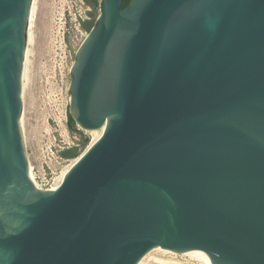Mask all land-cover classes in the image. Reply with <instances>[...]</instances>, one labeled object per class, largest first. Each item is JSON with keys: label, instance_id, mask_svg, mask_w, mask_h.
Segmentation results:
<instances>
[{"label": "water", "instance_id": "95a60500", "mask_svg": "<svg viewBox=\"0 0 264 264\" xmlns=\"http://www.w3.org/2000/svg\"><path fill=\"white\" fill-rule=\"evenodd\" d=\"M32 2L0 0V264H138L156 248L264 264V0L94 3L69 115L104 128L60 152L78 160L53 190L29 178L22 127Z\"/></svg>", "mask_w": 264, "mask_h": 264}, {"label": "rangeland", "instance_id": "374dc122", "mask_svg": "<svg viewBox=\"0 0 264 264\" xmlns=\"http://www.w3.org/2000/svg\"><path fill=\"white\" fill-rule=\"evenodd\" d=\"M100 1L96 15L100 13ZM33 6L22 75V127L34 182L41 189H52L61 173L76 160L63 159L60 152L82 147L85 137L88 142L81 148L82 154L95 136L76 124V133H71L67 126L70 68L86 37L79 19L87 18L91 8L84 0H34ZM141 264L204 263L186 254L153 250Z\"/></svg>", "mask_w": 264, "mask_h": 264}, {"label": "bare ground", "instance_id": "6f19581e", "mask_svg": "<svg viewBox=\"0 0 264 264\" xmlns=\"http://www.w3.org/2000/svg\"><path fill=\"white\" fill-rule=\"evenodd\" d=\"M33 3H34V0H33V2H32V8H31V12H30V18H29V24H28V29H29V27H30V21L32 20V15H33V8H34V6H33ZM28 37V36H27ZM28 39V38H27ZM22 75H23V73H22ZM103 128L104 127H102L101 129H99V130H82V131H84V132H92L93 134H95V136L92 138V141L90 142V144L88 145V147H87V149H89V147H91V145L96 141V140H98L99 139V137L101 136V134H102V132H103ZM76 160H74V159H72V160H74L73 161V163L68 167V168H66L62 173H61V175H60V177L58 178V181L56 182V184L54 185V187L51 189H48V190H53V189H55L56 187H58L57 186V183L67 174V172L70 170V168L72 167V165L78 160V158H75ZM67 160V159H66ZM69 160V159H68ZM28 174H29V178H30V180H31V182L33 183V185H35L36 186V184H35V182H34V177H33V174H32V172H31V170H30V166H29V164H28ZM36 187H38V186H36ZM154 250H160V251H163V252H166V253H172V252H170V251H168V250H164V249H160V248H156V249H154ZM153 251V250H152ZM172 254H175V253H172ZM184 254H186V255H189V256H192V257H194V258H197V259H199V260H201L204 264H210V261L208 260V258H206L200 251H191V252H187V253H184ZM148 255V254H147ZM146 255V256H147ZM146 256H144L143 258H142V260L138 263V264H141L142 263V261L144 260V258L146 257Z\"/></svg>", "mask_w": 264, "mask_h": 264}, {"label": "trees", "instance_id": "16d2710c", "mask_svg": "<svg viewBox=\"0 0 264 264\" xmlns=\"http://www.w3.org/2000/svg\"><path fill=\"white\" fill-rule=\"evenodd\" d=\"M94 3H97L98 0H92ZM132 0H123L122 2V7H121V10H124L128 4L131 2ZM67 126H68V129L71 133H76L75 131V123L73 121V119L70 117V115H68V120H67ZM88 140H86L83 144H82V149L85 148L86 144H87Z\"/></svg>", "mask_w": 264, "mask_h": 264}, {"label": "flooded vegetation", "instance_id": "af4514ba", "mask_svg": "<svg viewBox=\"0 0 264 264\" xmlns=\"http://www.w3.org/2000/svg\"><path fill=\"white\" fill-rule=\"evenodd\" d=\"M84 2H85V4H86L87 6L92 7V8H95L94 5H93L94 2H93L92 0H84ZM88 12H89V11H88ZM88 12H87V13H88ZM85 19H87V18H85ZM85 19H84V20H85ZM80 26H81V25H80ZM81 28H82V27H81Z\"/></svg>", "mask_w": 264, "mask_h": 264}, {"label": "built area", "instance_id": "2783aa9c", "mask_svg": "<svg viewBox=\"0 0 264 264\" xmlns=\"http://www.w3.org/2000/svg\"><path fill=\"white\" fill-rule=\"evenodd\" d=\"M100 6V5H99ZM52 186H50L49 188H51ZM39 188V187H38ZM49 188H47V189H49ZM41 189V188H40ZM47 189H43V190H47Z\"/></svg>", "mask_w": 264, "mask_h": 264}]
</instances>
